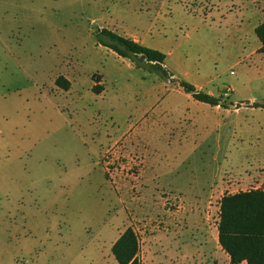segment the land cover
Returning <instances> with one entry per match:
<instances>
[{
	"label": "rangeland",
	"instance_id": "1",
	"mask_svg": "<svg viewBox=\"0 0 264 264\" xmlns=\"http://www.w3.org/2000/svg\"><path fill=\"white\" fill-rule=\"evenodd\" d=\"M263 21L264 0H0V264H118L128 227L141 264H229L221 198L264 189Z\"/></svg>",
	"mask_w": 264,
	"mask_h": 264
},
{
	"label": "trees",
	"instance_id": "2",
	"mask_svg": "<svg viewBox=\"0 0 264 264\" xmlns=\"http://www.w3.org/2000/svg\"><path fill=\"white\" fill-rule=\"evenodd\" d=\"M255 33L262 43L259 48L264 52V21L255 27ZM100 42L114 50L118 55L132 59L139 66H146L160 72L165 78L173 73L165 65L167 54L113 30L103 28ZM56 84L68 90L70 81L63 76ZM179 85L196 100L211 105L228 107L225 101L213 94L199 90L195 85L180 80ZM264 107V104H257ZM218 241L229 255L232 264L246 261L247 264H264V189L255 188L226 194L220 201L218 222ZM111 251L118 264H141L138 256V236L128 227L117 238Z\"/></svg>",
	"mask_w": 264,
	"mask_h": 264
},
{
	"label": "crops",
	"instance_id": "3",
	"mask_svg": "<svg viewBox=\"0 0 264 264\" xmlns=\"http://www.w3.org/2000/svg\"><path fill=\"white\" fill-rule=\"evenodd\" d=\"M135 40H137V39H135ZM215 106H221V105H215ZM220 212V211H219ZM216 242H217V248H216V250L219 252V250H223L222 249V247H221V245L219 244V241H218V231H217V233H216ZM224 251V250H223ZM227 254V253H226ZM226 257H227V260H228V263L229 264H232L231 262H230V257H229V255L227 254L226 255ZM239 264H247L246 263V261H243V262H241V263H239Z\"/></svg>",
	"mask_w": 264,
	"mask_h": 264
}]
</instances>
